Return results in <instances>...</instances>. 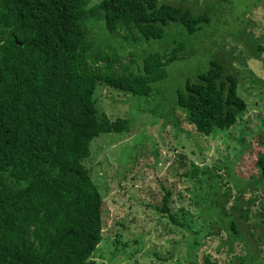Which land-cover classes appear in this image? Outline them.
Listing matches in <instances>:
<instances>
[{
  "label": "trees",
  "instance_id": "trees-1",
  "mask_svg": "<svg viewBox=\"0 0 264 264\" xmlns=\"http://www.w3.org/2000/svg\"><path fill=\"white\" fill-rule=\"evenodd\" d=\"M209 19L208 12L194 14L160 0H100L91 6L89 0H0V264L91 262L103 239V199L83 161L95 137L130 130L126 118H111L99 107L97 86L148 96L151 83L166 77L165 66L185 56L178 43L166 53H146L138 72L127 71L123 57L93 28L104 27L121 40L134 34L160 39L169 23L191 34ZM235 41L249 44L255 58L264 51V34ZM232 62L211 58L195 80L176 90V107L202 135L233 126L247 107ZM254 167L231 205L220 176L211 184L209 203L194 197L195 186L190 191L205 219L215 217L210 236L224 231L221 246L232 252L241 243L247 249L227 264L264 258L249 246L250 238L260 244L264 236V148ZM162 189L157 209L182 227L169 204L174 189ZM246 191L251 197L244 199ZM199 246L188 241L189 262L195 263ZM202 264L218 263L205 254Z\"/></svg>",
  "mask_w": 264,
  "mask_h": 264
},
{
  "label": "rangeland",
  "instance_id": "rangeland-1",
  "mask_svg": "<svg viewBox=\"0 0 264 264\" xmlns=\"http://www.w3.org/2000/svg\"><path fill=\"white\" fill-rule=\"evenodd\" d=\"M160 1L189 8L194 14L208 12L210 19L191 34L182 25L169 23L160 39L134 34L121 40L104 27L93 28L123 57L127 71L138 72L146 53H166L178 43L183 44L185 56L165 66L166 77L151 83L148 96L97 86L99 107L111 118H126L130 130L95 137L91 154L83 161L103 199V239L89 264H202L205 254L218 264H227L235 254L247 251L241 243H234L232 252L221 246L224 231L210 236L215 217L205 219L190 191L195 186L194 197L201 204L209 203L215 192L211 184L220 176L221 193L230 190L231 205L237 186L256 172V153L264 148V51L255 58L249 44L235 40L249 41L252 34L259 39L264 34V0ZM98 2L89 0V6ZM96 37L95 42L101 41ZM218 57L233 61V70L239 73L237 91L247 107L233 126L202 135L176 107V90L186 79L195 80L208 61ZM163 185L174 189L169 204L182 227L157 209ZM243 197L251 193L246 191ZM260 200L264 202V195L260 194ZM188 241L200 245L195 263L189 262ZM249 244L251 251L264 255V236L260 244L255 238ZM255 263L264 264V258Z\"/></svg>",
  "mask_w": 264,
  "mask_h": 264
}]
</instances>
